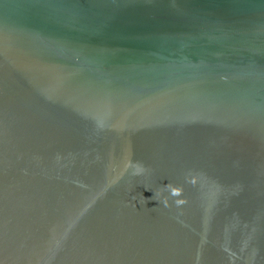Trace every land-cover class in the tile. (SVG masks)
I'll return each instance as SVG.
<instances>
[{"label": "water", "instance_id": "1", "mask_svg": "<svg viewBox=\"0 0 264 264\" xmlns=\"http://www.w3.org/2000/svg\"><path fill=\"white\" fill-rule=\"evenodd\" d=\"M0 264H264V0H0Z\"/></svg>", "mask_w": 264, "mask_h": 264}]
</instances>
